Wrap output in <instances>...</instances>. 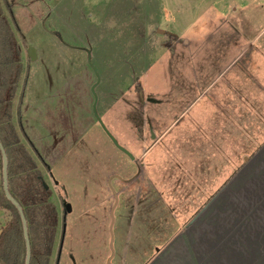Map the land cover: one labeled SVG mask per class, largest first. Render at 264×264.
Here are the masks:
<instances>
[{
  "label": "rangeland",
  "instance_id": "obj_1",
  "mask_svg": "<svg viewBox=\"0 0 264 264\" xmlns=\"http://www.w3.org/2000/svg\"><path fill=\"white\" fill-rule=\"evenodd\" d=\"M1 1L58 211L50 264H193L194 173L264 158V0Z\"/></svg>",
  "mask_w": 264,
  "mask_h": 264
},
{
  "label": "trees",
  "instance_id": "obj_2",
  "mask_svg": "<svg viewBox=\"0 0 264 264\" xmlns=\"http://www.w3.org/2000/svg\"><path fill=\"white\" fill-rule=\"evenodd\" d=\"M22 72L21 46L0 0V141L8 163L7 189L25 216L31 252L29 264H50L57 240L58 211L33 151L23 141L22 110L14 113ZM14 114L18 117L16 124ZM0 210L10 213L0 230V264H25L24 223L18 206L6 195L1 148Z\"/></svg>",
  "mask_w": 264,
  "mask_h": 264
},
{
  "label": "crops",
  "instance_id": "obj_3",
  "mask_svg": "<svg viewBox=\"0 0 264 264\" xmlns=\"http://www.w3.org/2000/svg\"><path fill=\"white\" fill-rule=\"evenodd\" d=\"M237 168L220 179L218 172L209 176L194 173L211 190L192 197L199 205L193 214L194 245L179 252L182 262L264 264V158L247 157Z\"/></svg>",
  "mask_w": 264,
  "mask_h": 264
},
{
  "label": "water",
  "instance_id": "obj_4",
  "mask_svg": "<svg viewBox=\"0 0 264 264\" xmlns=\"http://www.w3.org/2000/svg\"><path fill=\"white\" fill-rule=\"evenodd\" d=\"M27 53L29 55V57L31 59L35 58L36 57V49L32 46V45H29L28 49H27ZM90 59V58H89ZM91 65L93 66V64L91 63ZM95 71H96V68H94ZM96 85V84H95ZM95 85L93 86V91L95 93ZM95 98L97 99V95L95 93ZM113 141L115 142V144L126 154L128 155H131V153L129 151H127L123 146L119 145L118 142L116 141L115 138H113ZM0 148L2 150V154H3V159H4V185H5V189H6V195L7 197L15 204L18 206V209L21 213V217H22V220H23V223H24V233H25V238H26V244H27V257H26V263L25 264H29L30 263V258H31V252H30V243H29V238H28V233H27V225H26V220H25V216L22 212V209L21 207L18 205V203L10 196L9 192H8V189H7V157H6V153H5V150L2 146V143L0 141ZM132 156V155H131ZM133 157V156H132ZM47 185V184H46ZM67 209H70V206L67 205ZM113 254V252H112Z\"/></svg>",
  "mask_w": 264,
  "mask_h": 264
},
{
  "label": "flooded vegetation",
  "instance_id": "obj_5",
  "mask_svg": "<svg viewBox=\"0 0 264 264\" xmlns=\"http://www.w3.org/2000/svg\"><path fill=\"white\" fill-rule=\"evenodd\" d=\"M36 153H37V154H39V152H38V151H36Z\"/></svg>",
  "mask_w": 264,
  "mask_h": 264
}]
</instances>
